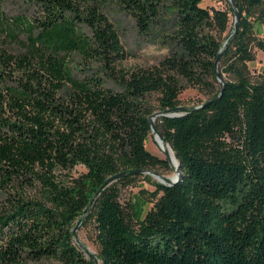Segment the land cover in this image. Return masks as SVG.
<instances>
[{
  "label": "trees",
  "instance_id": "16d2710c",
  "mask_svg": "<svg viewBox=\"0 0 264 264\" xmlns=\"http://www.w3.org/2000/svg\"><path fill=\"white\" fill-rule=\"evenodd\" d=\"M223 1L210 12L202 0H32V15L9 16L0 0V37L21 45L0 57V264H96L75 242L79 219L94 221L98 264H264V66L258 81L247 66L252 45L264 51L250 20L264 0H234L236 28ZM109 7L167 53L126 69ZM183 82L208 97L155 117L180 177L151 180L141 215L120 189L149 179L133 170L170 167L145 142Z\"/></svg>",
  "mask_w": 264,
  "mask_h": 264
},
{
  "label": "rangeland",
  "instance_id": "374dc122",
  "mask_svg": "<svg viewBox=\"0 0 264 264\" xmlns=\"http://www.w3.org/2000/svg\"><path fill=\"white\" fill-rule=\"evenodd\" d=\"M200 5L208 9L210 12L213 9L226 8V4L223 0H202ZM2 8L9 16L17 14L32 15L36 11V6L32 0H3ZM109 17L117 28L121 44L126 52V59L122 63L126 69H132L137 66H151L157 63L158 60L167 53L166 49L161 48L152 40H149L141 34L135 20L130 15L122 14L114 8L109 7ZM230 19L231 23L232 15ZM254 19L255 15L251 16L250 20L254 22V35L258 39H264V19H262L261 22ZM222 36L225 37L226 32H224ZM18 39L23 40V35H19ZM20 48L21 45L18 40L0 37V57L4 53L17 54L20 51ZM252 52L254 54V59L247 63L248 71L251 80L258 81L264 66V51L259 49L256 45H252ZM1 66L3 65L0 62V69L2 68ZM8 70L9 69L7 68L6 71ZM207 97V93L202 89L187 85L183 82V88L178 96V106H196L203 102ZM147 98L152 105L155 107L157 106L158 102L156 93H150ZM155 112L159 111L155 110ZM145 147L149 152L157 157L162 159L166 158L163 149L154 140L152 133L148 135ZM84 170L83 166L78 165L74 168L73 174L77 175ZM154 171L169 178L173 177L175 174L172 164H170L169 168L164 166L156 167L154 168ZM144 174H148L149 179L138 177L128 184L123 185L120 189L119 196V200L123 205L127 206L132 204L135 210H137L138 213H141V215H143L152 206V197L150 193L155 189V186L152 184L151 180L158 181L154 175L150 173ZM75 242L81 246L88 256L92 254V256L96 259L99 247L96 242V231L93 219L86 222V224H80L77 227ZM39 264H48V262L44 261Z\"/></svg>",
  "mask_w": 264,
  "mask_h": 264
},
{
  "label": "water",
  "instance_id": "95a60500",
  "mask_svg": "<svg viewBox=\"0 0 264 264\" xmlns=\"http://www.w3.org/2000/svg\"><path fill=\"white\" fill-rule=\"evenodd\" d=\"M229 3L231 4L232 6V9H233V12H234V19H235V28L238 24V19H239V12H238V9H237V6H236V3L234 0H228ZM220 55H221V51L218 52L217 56H216V59L214 61V66H215V71H216V76H217V80L219 81V83L221 84V91L223 89V85H224V79H223V76L220 74L219 70H218V65H219V61H220ZM202 105H198V106H189V107H181V106H176V107H172V108H168L166 109V112L165 113H161V112H154L152 113L150 116H149V121H150V124H151V133L153 134V138L154 140L158 143V145L161 147L162 144L165 145V147L163 148V151L165 153V157H167L170 161V164H172V160H171V157H170V152L174 155L171 147L167 144V143H163L160 135L156 132L155 130V126H154V120H155V117L159 114H164L166 116H179V115H182L184 112L188 111L189 109L191 108H198ZM173 165V164H172ZM178 161L177 159L175 158L174 156V166H173V169L175 171V174L173 177L169 178V177H164L163 175H161L160 173H157L156 171H149V170H140V169H136V170H133L131 171V173H138V172H141V173H150L152 175L155 176V178L161 182V183H164V184H170V183H174L179 177H180V170L178 168ZM122 174H126V172H123V173H120V174H116L110 178H108L106 180V182H109L110 180H112L113 178H116L117 176L119 175H122ZM89 205L85 208L84 210V216L86 215V211L88 209ZM81 221L82 219H79V221H77L76 225L74 226L73 228V234H74V239L76 240V229L77 227L81 224ZM80 246V245H79ZM81 247V246H80ZM85 249V248H84ZM96 264H98L99 262L97 261V259H95L92 254L90 255Z\"/></svg>",
  "mask_w": 264,
  "mask_h": 264
},
{
  "label": "bare ground",
  "instance_id": "6f19581e",
  "mask_svg": "<svg viewBox=\"0 0 264 264\" xmlns=\"http://www.w3.org/2000/svg\"><path fill=\"white\" fill-rule=\"evenodd\" d=\"M165 147V145L164 144H162L161 145V148L163 149ZM170 157H171V160H172V164H173V166H174V156H173V154L170 152Z\"/></svg>",
  "mask_w": 264,
  "mask_h": 264
}]
</instances>
